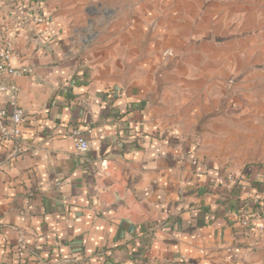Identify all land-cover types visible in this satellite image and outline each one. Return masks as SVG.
<instances>
[{
	"label": "crops",
	"instance_id": "crops-1",
	"mask_svg": "<svg viewBox=\"0 0 264 264\" xmlns=\"http://www.w3.org/2000/svg\"><path fill=\"white\" fill-rule=\"evenodd\" d=\"M39 2L0 0L33 68L4 79L31 147L0 145V264H264V0Z\"/></svg>",
	"mask_w": 264,
	"mask_h": 264
},
{
	"label": "built area",
	"instance_id": "built-area-1",
	"mask_svg": "<svg viewBox=\"0 0 264 264\" xmlns=\"http://www.w3.org/2000/svg\"><path fill=\"white\" fill-rule=\"evenodd\" d=\"M29 5L33 12L34 22L37 24L44 23L47 17L37 11L34 6ZM166 53L171 54V52ZM15 56H17V49L13 30L7 22L0 23V95H3L11 106V111H9L8 107L0 104V145L11 148V155L21 157L31 147L28 140L24 137L27 116L19 105L17 86L6 83L4 79L6 77L29 75L33 72V68L24 65H14L12 60ZM65 135L73 140L78 153L88 151L89 142L84 137L81 129L70 128ZM34 153L37 155L38 150L35 149ZM225 182V179H220V183L224 184ZM258 200L252 194L246 193L243 206L237 211L240 224H251V205L258 202ZM256 227L259 231L264 232V225L258 224Z\"/></svg>",
	"mask_w": 264,
	"mask_h": 264
},
{
	"label": "trees",
	"instance_id": "trees-1",
	"mask_svg": "<svg viewBox=\"0 0 264 264\" xmlns=\"http://www.w3.org/2000/svg\"><path fill=\"white\" fill-rule=\"evenodd\" d=\"M29 1H30V4H31L32 6H34L35 9H37V11H40L41 13L45 14V12H44V8H43L42 4L39 3V0H29ZM261 170H262V168H261ZM245 178H246V176H242V178L239 179L237 182H234L233 184H231V185L229 186V187H230V190L233 191L234 189L238 188L240 182H241V181H242V182L245 181ZM242 206H243V201H242V205L240 206V208H241ZM251 206H253V204H252Z\"/></svg>",
	"mask_w": 264,
	"mask_h": 264
},
{
	"label": "rangeland",
	"instance_id": "rangeland-1",
	"mask_svg": "<svg viewBox=\"0 0 264 264\" xmlns=\"http://www.w3.org/2000/svg\"><path fill=\"white\" fill-rule=\"evenodd\" d=\"M97 8H100V9H103L104 7L103 6H98ZM94 11V10H93ZM106 16H108L107 18H108V20H109V18L112 16V13L111 12H106Z\"/></svg>",
	"mask_w": 264,
	"mask_h": 264
},
{
	"label": "water",
	"instance_id": "water-1",
	"mask_svg": "<svg viewBox=\"0 0 264 264\" xmlns=\"http://www.w3.org/2000/svg\"><path fill=\"white\" fill-rule=\"evenodd\" d=\"M154 25H155V22H153V23L150 25V29H151V30L154 28Z\"/></svg>",
	"mask_w": 264,
	"mask_h": 264
}]
</instances>
